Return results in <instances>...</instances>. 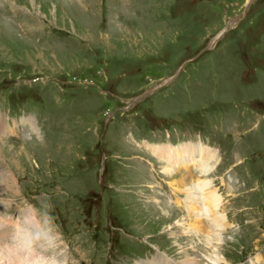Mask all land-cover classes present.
Instances as JSON below:
<instances>
[{
  "label": "rangeland",
  "instance_id": "1",
  "mask_svg": "<svg viewBox=\"0 0 264 264\" xmlns=\"http://www.w3.org/2000/svg\"><path fill=\"white\" fill-rule=\"evenodd\" d=\"M116 1L137 29L99 28ZM0 4L11 9L5 15L0 8V120L12 128L30 118L25 122L37 130L18 124L16 136L0 137V264L24 256L10 221L27 212L39 223L45 208L68 264H177L186 257L212 264V250L220 264H264V0ZM169 77L151 98L123 111ZM211 120L205 133L193 134L196 123ZM129 121L138 135L159 121L155 139L125 137ZM164 125L174 131L162 133ZM195 140L223 159L214 173L219 194L211 180L198 178L209 181L201 195L196 181L184 182L189 166L172 170L156 152L159 143ZM207 149L210 172L218 160ZM189 188L192 198L202 196L198 202L221 198L217 210L235 234H224L229 225L216 231L220 241L207 244L212 233L206 219L198 221L199 207L189 206L191 215L176 205H188Z\"/></svg>",
  "mask_w": 264,
  "mask_h": 264
},
{
  "label": "bare ground",
  "instance_id": "2",
  "mask_svg": "<svg viewBox=\"0 0 264 264\" xmlns=\"http://www.w3.org/2000/svg\"><path fill=\"white\" fill-rule=\"evenodd\" d=\"M28 119H30V118L26 119V117H22L20 122H15L12 128L9 127L6 124V122H5V126H7L9 129H6L5 126L3 125L4 122L2 123L3 120L2 121L0 120V134L1 135L2 134H5V135L16 134V130L15 129L18 126L19 123L22 124V125H28V126H30V128H31V130L33 132H35V131L37 132L34 121H33L34 122V129H33V127L31 126V124L29 122H25ZM185 146H189V147H187L185 149V153L187 155H184L183 147L172 148V147H169V146H160V147H158L156 149V152L159 154V157H161L162 159L166 158L167 161L173 162L175 165H177L176 164L177 163L176 160L182 161V160H187L191 156L196 157L197 158L196 161L200 162V165L197 167L198 168L197 171L201 172L204 175L207 174L209 172V170L211 169V161L213 160L214 155L211 154L210 150H208L206 147H203V146H201L199 144L198 145L197 144H185ZM189 169H190V167H189ZM169 170L170 169L168 168V171ZM202 181H204V180H202ZM194 187H195L196 191H200L202 193L201 195H203L204 192L209 187V181H206V182H198V181H196ZM193 189L189 188V194H188L189 196H187V198H188L187 199L188 206H191V205H189L190 203H194L195 207L196 206L199 207L198 208L199 211H198V214H197V218H200V219H198V221H202V220L206 219V222L202 221L201 223L205 227H206V224H208L206 228H208L211 231V233H212V237L209 238V239H206L207 244H208V242L210 240L213 241L214 243L215 242L217 243V241H220V239H221L220 236L218 237V233L217 232H219V234H221L228 227L224 215L221 214L217 210L218 206L221 203V198L217 199L216 197L212 196L211 202L209 204L208 203L209 200H207V196H204L205 199L204 198L203 199L206 202L202 203V201H200L201 202L200 203V202H198V200H199V198H202V196H200L199 194L195 193V195L198 196L199 198H197L196 196L194 198H192V190ZM210 189H211V187H210ZM196 199H198V200H196ZM194 209L195 208H193V207L186 208L187 212L190 213L191 215H192V213H194ZM194 216H195V214H194ZM30 217H32L31 214H30ZM191 230H183V233H185V234L186 233H191ZM194 230H195V228H194ZM201 230H202V228H201ZM214 246H216V244H214L213 247ZM213 253L214 252L212 250V253H211V256L209 257V260L211 261L212 264H220L221 261L223 260V258L221 256H219V254L215 255ZM19 258H20V256L18 257V259ZM17 263L22 264V263H20V261H17ZM148 264H172V262L170 260H167V258H159V259L154 260V261H152V262H150ZM177 264H199V263L197 262L196 258H191V257L188 258V257H186V259L183 262H180V263H177Z\"/></svg>",
  "mask_w": 264,
  "mask_h": 264
},
{
  "label": "clouds",
  "instance_id": "3",
  "mask_svg": "<svg viewBox=\"0 0 264 264\" xmlns=\"http://www.w3.org/2000/svg\"><path fill=\"white\" fill-rule=\"evenodd\" d=\"M28 208L37 210L33 205H28ZM35 220L36 217L30 219L28 213L24 212L18 223L13 226L14 235L24 253L22 264H68L55 217L45 208L42 220L34 223ZM2 227L4 225L0 221V228Z\"/></svg>",
  "mask_w": 264,
  "mask_h": 264
}]
</instances>
